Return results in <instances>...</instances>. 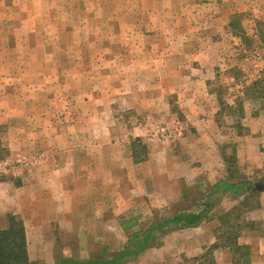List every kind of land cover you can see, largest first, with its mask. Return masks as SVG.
<instances>
[{"label": "rangeland", "instance_id": "obj_1", "mask_svg": "<svg viewBox=\"0 0 264 264\" xmlns=\"http://www.w3.org/2000/svg\"><path fill=\"white\" fill-rule=\"evenodd\" d=\"M208 1L197 0L195 11L173 4L169 16L156 18L166 32L154 37L129 30L141 24V17L109 15L138 7L137 0H0V139L10 151L0 161V181L21 184L32 157L50 152L53 124L87 119L82 106L88 98L77 96L80 91L101 94L102 106L110 109L103 120L116 122L119 140L126 141L131 124L146 126L149 137L142 143L148 152L162 144L177 166L201 168L196 155L215 151L225 160L228 178L259 189L264 180V0ZM52 10L56 17L49 15ZM77 22L80 31L73 33ZM176 40L183 46H164ZM132 42L144 44L162 61L141 63L146 56L128 45ZM197 91L210 95L197 99L211 111L192 110L196 101L190 94ZM260 115L262 124L255 120ZM200 122L205 125L199 132L195 123ZM213 163L216 169V159ZM195 185L180 183L194 194L205 188ZM181 264L197 263L182 259Z\"/></svg>", "mask_w": 264, "mask_h": 264}, {"label": "crops", "instance_id": "obj_2", "mask_svg": "<svg viewBox=\"0 0 264 264\" xmlns=\"http://www.w3.org/2000/svg\"><path fill=\"white\" fill-rule=\"evenodd\" d=\"M137 1L138 7H128L125 13L111 10L109 15L111 18L119 14L127 18L141 17V24L133 25L129 30L133 34L151 33L154 37L166 32V26L160 27L162 23L156 19L158 16L163 13L169 16L173 4H179L181 10L193 7L195 11L197 2ZM50 14L56 17L57 12L52 10ZM63 14L68 15L66 11ZM93 14L96 17V13ZM78 24L73 25V33L80 31ZM189 26L192 27V22ZM77 45L81 43L77 42ZM128 45L149 56L142 59L143 64L162 61V56L151 55L149 48L140 42ZM164 46L178 49L183 43L176 40ZM81 47L87 46L82 44ZM159 47L158 43L153 49ZM193 80L199 81L198 78ZM80 93L76 91L83 101L88 98L82 106L87 119L53 124L52 135L47 140L50 152L32 157L29 174L23 175L21 184L0 181V223L3 224L0 229L7 227L9 214L21 217L30 264H55L61 256L86 259L102 249L109 254L116 253L127 242L129 234L142 224L155 216H169L181 207L182 180L188 187L197 189L195 184L203 183L206 187L228 178L225 160L215 151L206 157L201 153L196 155L203 169L194 164L177 166L165 147L158 143L150 148V152L147 150L145 156H140L141 161H136L131 142L137 138L144 142L148 128L131 124L125 132L126 141L119 140L114 134L116 122L103 120V113L110 109L102 106L101 94L93 92L91 96H82ZM198 95L210 96L205 91L191 93L192 101H196L192 110L206 112L209 106L202 108ZM243 109L241 111L245 112L246 108ZM183 111L187 112V108ZM261 119V115L255 117L260 124L263 123ZM204 125L195 123L199 132ZM196 151L199 149L195 148ZM257 192L259 207L242 212L238 221L241 229L237 244L249 248L250 264H264V189H257ZM237 199L242 201L244 195L238 197L227 193L200 225L164 234L159 238L160 244L147 248L135 260L125 264H181L182 259L202 256L205 250L218 242L219 218L235 207ZM130 219H134L136 224L125 230L123 222ZM215 252V264L234 263L229 248H219Z\"/></svg>", "mask_w": 264, "mask_h": 264}, {"label": "trees", "instance_id": "obj_3", "mask_svg": "<svg viewBox=\"0 0 264 264\" xmlns=\"http://www.w3.org/2000/svg\"><path fill=\"white\" fill-rule=\"evenodd\" d=\"M240 31L244 36L242 28ZM257 84L255 82L253 86ZM131 147L136 161H141L140 156L147 154V148L141 139H134ZM9 154V149L0 139V161L6 159ZM229 192L238 197L244 195L240 203L241 213L259 207L258 192L251 182L226 178L214 185L206 186L203 190H198L195 194L193 191L184 190L181 207L176 212L166 217L155 216L149 222L142 224L138 230L129 234L127 242L116 253L109 254L102 249L86 259L61 256L55 264H125L133 261L147 248L160 244L159 238L164 234L200 225L211 210L221 202L223 196ZM252 199L257 201L256 205L250 204ZM239 211L240 209L235 206L219 218L221 225L218 228V242L205 250L202 256L190 261L197 264H215L213 252L219 248H229L233 253V264H250L249 248L237 244L241 229L238 223ZM134 224L136 221L130 219L123 222V227L129 230ZM0 264H30L25 227L18 215L9 214L7 227L0 229Z\"/></svg>", "mask_w": 264, "mask_h": 264}, {"label": "water", "instance_id": "obj_4", "mask_svg": "<svg viewBox=\"0 0 264 264\" xmlns=\"http://www.w3.org/2000/svg\"><path fill=\"white\" fill-rule=\"evenodd\" d=\"M257 186L259 187V190L260 189H264V183L263 182H259L258 184H257Z\"/></svg>", "mask_w": 264, "mask_h": 264}]
</instances>
